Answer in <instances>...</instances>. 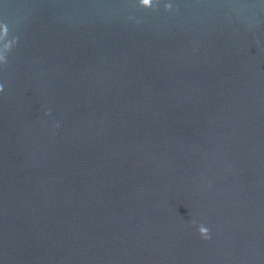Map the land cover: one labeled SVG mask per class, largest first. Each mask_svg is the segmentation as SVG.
<instances>
[{"label": "water", "instance_id": "obj_1", "mask_svg": "<svg viewBox=\"0 0 264 264\" xmlns=\"http://www.w3.org/2000/svg\"><path fill=\"white\" fill-rule=\"evenodd\" d=\"M140 3L0 0V264H264V0Z\"/></svg>", "mask_w": 264, "mask_h": 264}, {"label": "clouds", "instance_id": "obj_2", "mask_svg": "<svg viewBox=\"0 0 264 264\" xmlns=\"http://www.w3.org/2000/svg\"><path fill=\"white\" fill-rule=\"evenodd\" d=\"M154 2L158 3L159 0H152V3L148 6V8L152 7ZM139 5L140 7H143V4L140 3V0H139ZM170 7V6H168ZM11 50V48L8 49V52ZM7 60H6V55L4 52L0 51V65L2 64H6ZM0 92H3V86L0 85ZM199 234L202 236V237H205V238H208V229L204 226H200L199 229Z\"/></svg>", "mask_w": 264, "mask_h": 264}]
</instances>
